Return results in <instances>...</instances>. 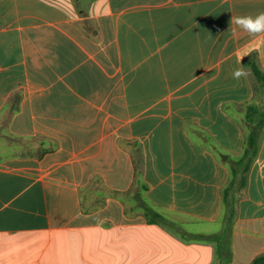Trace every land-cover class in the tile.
Listing matches in <instances>:
<instances>
[{
  "label": "crops",
  "instance_id": "crops-1",
  "mask_svg": "<svg viewBox=\"0 0 264 264\" xmlns=\"http://www.w3.org/2000/svg\"><path fill=\"white\" fill-rule=\"evenodd\" d=\"M260 12L264 0H0V264H215L188 223L221 218L230 170L187 122L243 151L224 106L255 98L264 37L230 20ZM139 145L146 196L172 225L134 201ZM37 235L57 257L34 256ZM233 240L230 264L264 255V138Z\"/></svg>",
  "mask_w": 264,
  "mask_h": 264
},
{
  "label": "trees",
  "instance_id": "trees-1",
  "mask_svg": "<svg viewBox=\"0 0 264 264\" xmlns=\"http://www.w3.org/2000/svg\"><path fill=\"white\" fill-rule=\"evenodd\" d=\"M248 65L259 80V85L256 87L255 98L245 103H235L232 112L229 110V107L225 105V109L230 112L231 115L236 116L237 120L241 123L246 138L243 151L238 155H231L225 160L230 170V178L222 189V215L225 219V227L220 233L194 235L195 238L203 239L205 242H215L218 259H225L223 263L219 262V264H230V257L233 253L232 241L230 247L225 249V247L223 248V240H221L222 238H220V236L223 235L226 239L229 238L233 240V228L237 221L239 203L247 193L249 174L257 159L264 138V101L261 98L264 89V70L256 61ZM187 125L190 132L194 133V130L190 126H196V122L194 120H189ZM196 128L199 127L196 126ZM133 158L138 175V180L135 185L138 186L136 189H131V193H133V198L135 203H137V207H140L145 212L149 223H165L172 225L173 220L162 211L157 210L144 195V193L149 190V185L143 180L145 154L142 145H139L133 150ZM250 264H264V255L257 257Z\"/></svg>",
  "mask_w": 264,
  "mask_h": 264
},
{
  "label": "rangeland",
  "instance_id": "rangeland-1",
  "mask_svg": "<svg viewBox=\"0 0 264 264\" xmlns=\"http://www.w3.org/2000/svg\"><path fill=\"white\" fill-rule=\"evenodd\" d=\"M261 98L264 101V89H263ZM235 103L237 104L238 102L232 101V102L226 103V106L229 107V110L231 112L233 111V108H234V104ZM228 113L230 114V112H228ZM233 118L235 120H237V117L236 116H233ZM237 122L240 123L238 120H237ZM196 126L199 127V125L197 123H196ZM196 126L195 125L190 126L194 130L193 131L194 133H192V134H193V137L195 138V141L198 142V144H201V145L203 144L201 146L203 149H205V146L209 147L210 150L216 154V156H217L218 159L224 158L225 155H228L229 156V154L231 152H229L226 149V147L222 144L221 141H218V139L213 136V133L210 130L209 131H207L206 129L203 130L201 127L196 128ZM214 144H215V146H214ZM225 160H227V159H225ZM144 195L146 196V193ZM150 203L152 205H154L157 210H159V211L162 210L161 207H159L157 204H154L152 201H150ZM222 212H223V210H222ZM165 215H167V214H165ZM220 217L221 218L219 220H217V221H207V220H205V221H199V220H196V219L189 220V223L188 224L191 225V226H193V228L205 229V233L206 234H210V233H212V234L213 233H220V232L223 231V229L225 227V221H224L225 219H224L223 215H221ZM220 238H222L221 240H223L222 241L223 242V248L224 247H225V249L229 248L230 245H231V241H232V246H233L234 240H230L229 238L226 239L223 235L220 236ZM24 239L27 240L28 242H33L35 246H39V248L36 247V249H35V252H34V256L35 257H40V256H43L44 255V253L42 254L43 248L41 247V244L46 240V235H40V236L37 235L35 237L33 236V238L30 239V240H29V238H24ZM24 239L21 238L20 241L21 240H24ZM210 242H213V241H210ZM236 244H237V240H236ZM235 246H237V245H235ZM238 246H239V242H238ZM52 247L50 248V250L48 252H45V255H44L45 257L46 256L47 257H57V253H56V251L54 249H52ZM223 260L225 261L224 258L221 259V260L218 259L216 263L217 264H219V262L223 263L224 262Z\"/></svg>",
  "mask_w": 264,
  "mask_h": 264
},
{
  "label": "clouds",
  "instance_id": "clouds-1",
  "mask_svg": "<svg viewBox=\"0 0 264 264\" xmlns=\"http://www.w3.org/2000/svg\"><path fill=\"white\" fill-rule=\"evenodd\" d=\"M230 25H235V28H231L233 35H236L237 28L244 33H247L252 38L264 37V12H260L255 16H232ZM248 52H238L237 63L240 64L243 57L248 55ZM249 72L244 67H238L232 72V78L240 81L242 78L246 79Z\"/></svg>",
  "mask_w": 264,
  "mask_h": 264
},
{
  "label": "water",
  "instance_id": "water-1",
  "mask_svg": "<svg viewBox=\"0 0 264 264\" xmlns=\"http://www.w3.org/2000/svg\"><path fill=\"white\" fill-rule=\"evenodd\" d=\"M224 159H228V155H225V156H224Z\"/></svg>",
  "mask_w": 264,
  "mask_h": 264
}]
</instances>
